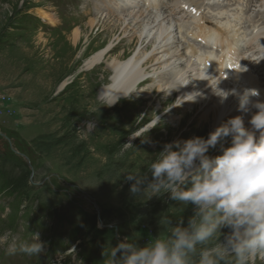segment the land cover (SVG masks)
I'll list each match as a JSON object with an SVG mask.
<instances>
[{
    "label": "rangeland",
    "instance_id": "rangeland-1",
    "mask_svg": "<svg viewBox=\"0 0 264 264\" xmlns=\"http://www.w3.org/2000/svg\"><path fill=\"white\" fill-rule=\"evenodd\" d=\"M97 1L107 4L106 0ZM237 1L247 0H223L217 7L227 9L229 3L235 5ZM172 3L162 0L153 8L140 3L133 10L118 13L123 17L136 11L129 19L139 15L137 10H145L143 15L147 17L155 10L161 13L159 22L189 21ZM253 5L254 13L261 10L259 22L264 21V0H253ZM108 6L113 10L126 8L124 0L121 5ZM94 9L89 0H0V264H106L103 253L119 240L136 238L144 245L155 238L162 230L161 216L173 213L180 204L168 199L167 193L146 200L134 197L129 191L132 182L126 180L127 171L139 168L151 179L147 164L165 143L194 135L206 137L212 120L204 122V112L220 102L218 89L226 87L222 84L230 85L227 79L221 83L210 71L209 82H204V77L196 73L200 70L185 67L187 61H195L193 57L182 53L185 48L177 54L174 47L171 62L185 68L182 79L190 88L188 100L187 94L183 95L186 90L178 89L177 83L173 87L168 84L166 64L171 63L167 61L170 55L167 63L159 59L161 54H153L155 47L149 41L140 51L149 48L147 56L152 63L142 57L136 58V63L141 77L150 79L140 90L152 95L137 94L107 104L98 96L97 88L111 78L109 60H100L88 69L87 58L122 39L111 57L126 51L132 63L134 52L139 50L137 45L148 31L144 28L138 40L140 33L134 27L137 23L115 30L116 22L103 16L97 26L87 30L84 24ZM254 13L242 19L239 31L244 35L242 45L250 43L258 51V37L250 30L252 23L255 25ZM209 21L217 27L212 19ZM80 25L86 31L72 50L71 31ZM159 26L153 28L150 37ZM172 30L177 40L181 32L174 26ZM246 34L256 39L247 41ZM182 40L188 41L184 35ZM251 48L248 52L255 62L257 55ZM160 73L165 77L156 78ZM211 95L215 100L209 102ZM168 96L172 100L163 102ZM224 103L225 112L229 111L220 123L241 114L238 104L229 97ZM255 111L253 108L245 117L246 127ZM216 154L218 149L209 152ZM194 208L189 203L171 215V224L175 226L182 220L186 226ZM70 229L77 231L78 240L71 239ZM33 232L45 242L44 252L38 256L10 252L13 245ZM256 264L264 261L257 260Z\"/></svg>",
    "mask_w": 264,
    "mask_h": 264
},
{
    "label": "clouds",
    "instance_id": "clouds-1",
    "mask_svg": "<svg viewBox=\"0 0 264 264\" xmlns=\"http://www.w3.org/2000/svg\"><path fill=\"white\" fill-rule=\"evenodd\" d=\"M218 90L221 103L229 95L237 98L240 115L221 122L206 137L194 135L165 143L147 164L151 179L139 168L127 171L134 197L146 200L167 193L180 208L161 216L162 230L146 244L126 237L110 246L103 253L106 264L264 261V97L257 89ZM253 108L256 111L246 127L245 117ZM212 149H218V154L209 155ZM189 203L195 208L187 225L180 220L173 226L171 215ZM225 228L227 233L222 232ZM44 250L38 232L10 248L11 253L28 256Z\"/></svg>",
    "mask_w": 264,
    "mask_h": 264
},
{
    "label": "bare ground",
    "instance_id": "bare-ground-1",
    "mask_svg": "<svg viewBox=\"0 0 264 264\" xmlns=\"http://www.w3.org/2000/svg\"><path fill=\"white\" fill-rule=\"evenodd\" d=\"M106 1H107V4L105 5V3L99 2L97 0H89L90 5L94 6L95 12L94 13L92 12V14H90V16H88L87 23L84 24L85 26H87V30H90V29L94 28L95 26H97V22L103 16V17H107L108 20H112L113 22H116V25H114L115 30H116V28H118L119 30L120 29L122 30V29L128 27L131 23H135V24L137 23L138 25H135L134 27H136L135 28L136 32L138 31L140 33L137 37L138 40L141 38V32L143 31L144 28H147V31H148L147 34H143V36L145 35L143 37L144 39L140 40V43H138V45H137L138 40H136V45L139 47V50H138V52L137 51L134 52V55H135L134 56V62H132V63H131V59L126 57V54H125L126 51H123V52L121 51V53L119 52L115 57H113V56L111 57L110 53L117 50L118 43H120L122 39L117 44L107 45L102 50L97 51L95 54H93L92 56L87 58L86 67L88 69H90L93 65H96L97 63H99L100 60H104L105 58H107L109 60V62L107 64H108V66H110V71L112 72L111 78L107 81V83H105V85H102L101 87L97 88L98 96L105 99V102L107 104H109L116 97H118V99L116 101V102H118L121 99H123L124 97L127 98V97H130L133 95L136 96L137 94L138 95L143 94L142 95L143 97H148L149 95H152L147 90H140L142 85L144 83H146L147 81H150V79L148 77H143V78L141 77V75H140L141 69L138 67V65L136 63V58H137V60H138V58H141V57L146 58V61L147 60H148V62L150 61L149 63H152V61H153L152 58H149L150 55L147 56L148 55L147 51L149 48L144 49L145 51L144 50L140 51V48H145L147 43L150 41L155 47L152 50L153 54L160 53L161 56L159 57V59L164 58L165 62L167 63V61L171 62V60H172L171 57L174 56L172 54V53H174V51H173L174 47H175V51L177 52V54L178 53L181 54L180 51L183 48H185V49H183L182 53H185V50H186V54L190 55V57L194 56V54H192L193 53L192 51L194 49V47H192L193 44H191L189 42L190 40H192V38H191L192 36L194 38L198 37V38H202V39H205L207 37H209V39H210V37H214L215 38V44L217 46H219L220 49L218 50L219 52L217 54H211L210 52L205 53V54H201V55L196 54V59H197L199 65L196 63L187 61L185 64L186 69L188 67L196 69V68L205 66L204 65L205 61L208 60L210 66L215 68L217 70V72L219 71V73H224L226 77H230V79H231L230 85L222 84L223 87L226 86L222 90H230V89L235 88L237 91H243L244 89H246L245 82H242L241 84H238L237 82L239 80L246 81V79H247V82L250 81V82H252V85L254 84L255 89H261V88H258V86H255L254 76L250 77V76H248L247 73H245V71L247 72V70H248L247 67H245V69H243V70H240L238 68L237 63H239L240 59L242 57L244 58V56L248 53L247 51H244V50H240V51L238 50L239 45H240V41L243 38L242 37L243 35L240 34L239 32L236 33V30H234V28L237 27L236 19L244 15V12H242L241 9H239L238 11H235V9H234L232 11V13L226 18L219 16V11L217 10L214 15L216 18L221 19L222 22L218 26V28H217L218 30H216V29L209 28V26L207 25L208 17L204 12H202V10L203 11L206 10L207 12H209L208 7H206V3H207L206 1L207 0H205V2L203 0H201L200 2L198 0H174L172 4H174L176 7L178 6L180 8V10L182 11V14L185 17V19L189 18V21H184V20L180 21L178 19H175L174 21L169 20L170 21L169 23H168V21L166 23L165 22H159V17H161V15H160L161 13L158 11H155L154 9H153L154 11L151 12L152 16L149 15L148 17L145 14H144L145 16L143 15V13L146 12L145 10H142V11L137 10V12H139L138 13L139 15L137 17L132 16L129 19L127 17L130 16L132 14V12L135 14L136 11L128 12L127 16L125 13L124 16H126V17H124V16L121 17L122 16L121 13H118V12H123L124 10H127V11L131 10L130 8H132V10H133L134 7L140 5V1H137L136 5L134 7H131L128 5V2L132 4V0H124L126 8H123L121 10H115V11L112 8H110V6H108V5L109 4L110 5H120L119 3L123 2V0H118V1L106 0ZM249 1H250V3L247 5V7H250L248 15H250L251 12H254V10H251L252 6H254L253 0H249ZM142 2H144V4H142V5H144L146 7H150L151 5L155 6L154 3H156L157 0H142ZM208 4H210V2H208ZM184 5H187V8H184ZM190 6H192V8ZM146 10H148V9H146ZM115 12H117L118 15L115 14ZM149 13H150V11H149ZM84 15L87 16L88 13H87V15L86 14H84ZM114 16H116L117 18H115ZM262 19H264V18H262ZM54 20H55V18L53 16V24H54ZM262 23H264V21ZM154 25L155 26L161 25V26H159L158 29H156V31H155V32H157V31L158 32L153 34L150 37L151 31H153L154 30L153 28H155ZM80 26L74 28L71 31L70 39L72 41V48H71L72 50H73V48H76V45L79 43V40H81L83 31L84 32L86 31V30L81 29L82 25H80ZM173 26L175 27V30H177V31L179 30V32H181L179 34L180 37L177 40L174 39V37H173L174 36V32L172 30ZM255 26L257 27V24ZM102 28L103 27H98V30H101ZM137 28H138V30H137ZM261 31H264L263 25H261V30L259 31L260 36H262L264 34V32H261ZM236 34H237V36H236ZM126 35H127V33H126ZM183 35H184L185 40H187V39L189 40L188 42H186V44L182 40ZM97 36H98V34L96 33L94 37H97ZM187 36H189V37H187ZM222 36H224V38ZM247 36H249V34H247ZM172 37H173V40H172ZM240 37H242V38H240ZM160 38H162V39L159 40ZM174 40H176L178 43H176V41H174ZM180 40L182 42H180ZM173 42H175V44ZM104 43H105V40H103L102 44L104 45ZM144 43H146V44L143 46ZM165 43H166V45H165ZM129 44H131V43H129ZM191 48H192V50H191ZM132 50L133 49H131L130 52ZM165 51H167L168 53L167 52L165 53ZM258 53H259V55L261 54L260 51H258ZM169 55H170V59H168ZM171 63L166 64V68H168L167 69L168 72L166 73V76L168 78V81L170 82L168 84H170V86L173 87L174 83H177L178 89L179 88L183 89V92L186 90L183 93V95L187 94L185 96L189 100V98H191L188 96L190 88H186L187 83H185L182 79V74H183L182 71L185 68L177 67L176 63H172V64ZM161 64H159V66ZM227 65L231 69V71L226 69ZM169 68H171V69H169ZM193 71H195V70H193ZM199 72H196L198 74V76L204 77V82H209L208 78H210L212 75L207 73V71H205V72L202 71L200 73ZM160 74L161 75H157L156 78L162 79V77H165L164 75H162V73H160ZM189 76H191V75L189 74L188 77ZM167 78H166V80H167ZM205 78H207L208 80H206ZM212 80H213V78H212ZM212 80H210V81H212ZM182 84H185L184 88L181 87V86H183ZM203 84L204 83H202V85ZM202 85H200V86H202ZM204 87L205 86H203V88ZM201 88L202 87H200L199 89H201ZM157 89H158L157 91H159V88H157ZM180 92H181V90H179V93ZM183 95L181 96V98L185 99ZM208 96H209V94H207L206 97L208 98ZM228 97H229V100H231V102L233 104H238L237 98H234L235 96L229 95ZM149 98H150V96H149ZM214 98H215L214 95H211L209 97V102L215 100ZM166 100H169V101L172 100L171 96H168V97L162 99L163 102ZM183 101L184 100H182V102ZM215 106L217 108L213 106L214 109L213 110H206L204 112L205 114L203 116L204 122H207V120H209V119L212 120L211 131L218 124H220V121L223 119L224 115H226L229 111V110H227L225 112L226 104L224 102L223 103L219 102ZM190 113L191 112H189L187 114H190ZM210 113H211V116L209 117ZM207 114H208V116H207ZM60 226H61V224H60Z\"/></svg>",
    "mask_w": 264,
    "mask_h": 264
},
{
    "label": "trees",
    "instance_id": "trees-1",
    "mask_svg": "<svg viewBox=\"0 0 264 264\" xmlns=\"http://www.w3.org/2000/svg\"><path fill=\"white\" fill-rule=\"evenodd\" d=\"M72 240H78V235L76 230H71V233H69Z\"/></svg>",
    "mask_w": 264,
    "mask_h": 264
}]
</instances>
